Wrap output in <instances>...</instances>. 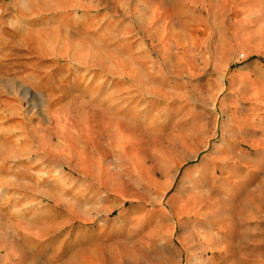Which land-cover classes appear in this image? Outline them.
<instances>
[{
	"label": "rangeland",
	"instance_id": "obj_1",
	"mask_svg": "<svg viewBox=\"0 0 264 264\" xmlns=\"http://www.w3.org/2000/svg\"><path fill=\"white\" fill-rule=\"evenodd\" d=\"M0 264H264V0H0Z\"/></svg>",
	"mask_w": 264,
	"mask_h": 264
}]
</instances>
